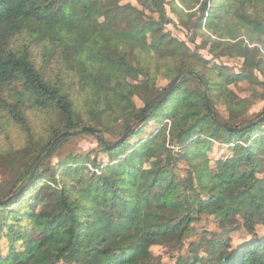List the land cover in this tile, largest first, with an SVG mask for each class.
<instances>
[{
  "label": "trees",
  "instance_id": "trees-1",
  "mask_svg": "<svg viewBox=\"0 0 264 264\" xmlns=\"http://www.w3.org/2000/svg\"><path fill=\"white\" fill-rule=\"evenodd\" d=\"M223 1L193 0L189 11L175 4L174 12L185 26L194 19L191 27L196 32L206 34L218 27L219 38L203 45L208 50L222 43L227 6H236L232 25L264 35V18L258 11L249 12L252 4L264 6V0ZM165 3L0 0V129L9 121L25 132L23 150L0 153L14 160L21 150L33 157L24 160L8 185L0 186V200L14 194L0 204V241H5L0 244V264H80L79 256L89 260L97 252L111 255L109 264H131L129 257L141 244L140 236L130 239L136 216L149 222L146 235L174 258L166 262L153 257L151 264H264V176H259L264 171V117L258 119L264 108L257 116H243L235 109L244 100L228 86L243 80L263 84L254 71L264 73V41L241 36L244 42L237 54L243 69L232 74L230 83L214 79L212 73L223 75V65H202L200 56L174 37L166 28ZM123 32L145 33L152 50L172 56L173 64L159 69L153 55H142L123 41ZM36 45L44 49L41 62L35 57ZM53 58L62 64L59 68L75 71L82 92L78 106L70 88L49 78L47 65ZM180 74L159 102L167 87L159 86L158 80L170 82ZM217 103L229 111L227 118ZM28 109L52 111L55 121L47 134L31 132ZM142 116L143 121L130 129ZM117 118L122 122L115 139L109 140L104 134ZM150 121L154 126L142 135ZM84 125L100 130L95 134L100 150L66 153L53 163L69 136ZM127 130L130 135L113 145ZM66 131L73 132L60 136ZM213 143L223 146L217 157L208 154ZM174 144L182 151L175 152ZM127 149L137 158H155L159 165L137 176ZM100 153L107 160L97 158ZM180 157L188 167L185 179L175 171ZM95 192L106 197L107 206L94 204ZM84 203L90 205L89 212L81 207ZM113 214L125 237L105 234L86 247L83 226ZM206 214L213 215L222 230H203L196 242L193 223ZM232 230L250 237L233 245ZM202 240L207 249L199 252Z\"/></svg>",
  "mask_w": 264,
  "mask_h": 264
},
{
  "label": "rangeland",
  "instance_id": "rangeland-1",
  "mask_svg": "<svg viewBox=\"0 0 264 264\" xmlns=\"http://www.w3.org/2000/svg\"><path fill=\"white\" fill-rule=\"evenodd\" d=\"M119 1L136 4V0ZM192 1L193 0H166L165 7L169 16V21L167 22L166 28L170 29V32L174 35V37L176 36L177 38L184 40L190 46L192 51L196 52L197 56H200V62L202 63V65L204 64L205 66H210L213 61L219 63L220 65H223V75L216 77L215 74L212 73L213 75L211 74V77H213L214 79H224V81L230 83L232 74L235 72H239L244 67L242 66V58L240 57V55L237 54L238 47H240L241 44L244 42L241 41V36H247L248 38H250L248 39L250 42H257L259 38L260 40L264 41V35L257 36V34L252 32L249 28H243L237 23L235 25H232L234 21L232 13L235 10L236 6H234V3L231 2L233 6H227L228 11L223 16V19L228 22V27L230 25H232V27H230V29L228 27L222 29L224 33L226 32L221 37L222 43L216 45L214 51L208 50V47H204L203 45H208L211 41H214L215 39L219 38V36L217 35V33L220 32L218 27H213V29H209L206 34L201 33L199 30H197L196 32L195 28L193 30L191 27L194 23V19L189 22L188 26H185V24H182V21L180 20V18L177 17L176 13L174 12L175 4L177 6L183 5L187 9L186 11L192 10L194 8H191ZM223 3L226 4L227 1H223ZM236 5L239 6L238 3ZM257 11L260 16L264 18V6L252 4L249 8V12ZM201 30L203 32H206L205 28H202ZM230 34L235 35V37H232ZM122 39L129 46L136 48V51H138L142 55H153L157 67L159 69H163L173 64L172 56L168 54L155 53V51L152 50L145 36V33L143 32H123ZM38 46L39 45H36L35 47V57L38 62H41L44 58L42 56L44 49L42 47L38 49ZM223 46H225V49H223ZM214 52H217V54ZM208 59L211 60L210 63L207 62ZM57 64L62 65L61 63H58L55 58L49 61L47 65V72H49V78L53 82L60 81L64 87L70 88L69 92L72 94V97L75 100V105L78 106V104H80L79 101L81 102L79 97L80 95H82V92L79 89L77 83V75L75 71L64 69L63 66L62 68H59ZM254 73L256 74L258 81L263 82V84L251 83L243 80L239 81L238 83H231L228 85L238 94L239 97L243 98L244 103H240L238 104V106L234 105V109L236 106L235 110L242 112L243 116L246 117L257 116L261 113L262 109L264 108V73L259 72V70H255ZM171 82L172 80L169 82L167 78L163 77L158 80L159 86L168 87ZM135 101L137 105L142 104L140 99L137 97L135 98ZM217 107L220 109L223 116L227 118L229 111L225 108L223 103H217ZM27 115L28 120L30 121L31 132L36 135L47 134L46 130L55 121V115L52 113V111L46 109H28ZM161 115L162 113L160 112L159 117H161ZM118 122H122V120L117 118V120L113 122L110 126V131L104 134L109 140L115 139L117 134L116 132H118L117 129L119 128V125H117ZM149 126H154V123L150 121L149 123L144 125L141 131L142 135L147 134V128ZM23 138H25V132L19 129L18 125H16L14 122L9 123V121H7L5 128L0 129V151L9 150L11 152V150L22 149L25 143V140ZM173 146L175 152L179 153L182 151L181 146H179L178 144H174ZM100 148L101 144L95 134L91 132L80 131L78 134L69 136L65 145H63L59 149V151H57L56 155H54L53 163L57 162V157L64 156L66 153L83 155L91 150L99 151ZM221 148H223V146L220 143H213L212 149L208 152V154L211 157H217ZM126 151L128 152L131 159V171L134 174L136 173L137 176L144 175L147 171L150 172L159 165L158 161L155 158H137L134 156L133 151H130L128 149ZM23 152L19 150L14 160L12 156H6L0 153V186L9 183L12 178H15V174L21 168V164L24 162V160H27L29 162L33 159V157H30L28 153L25 154ZM93 156L94 152L91 153V157ZM97 158H101L104 161L107 160L106 156L101 153ZM10 163L12 164V168H8V166H6ZM187 168L188 167L185 160L181 158L176 163L175 171L180 174L181 178L185 179L187 178L188 174ZM259 176H264V171L259 174ZM175 186L176 184L172 183L170 187L171 189H173L175 188ZM129 193L133 194L132 192ZM91 198L94 204H101L103 206H107V199L103 194L95 192L92 194ZM137 206H141L140 201L138 202ZM81 207L85 209L86 212L90 211V205L87 203L82 204ZM109 222L111 223L110 225L108 224ZM193 225H195L198 229V235L194 237L195 240L196 238H198L196 242L198 240H201V231L203 230H214L216 232L222 230V226L218 223L215 217L209 214L203 216L200 222H195L193 223ZM149 227V222L144 221L138 218L137 216L135 217V220L132 225V229L134 232L131 233L132 235L130 236V239L135 240L140 236L141 244L129 257V262L131 264H151V260L153 257L161 258L163 261L166 262H173L174 258L170 250L161 244L155 243L152 237L146 235V232L148 231ZM82 229L84 237L83 242L86 247H90L97 244L98 241L105 234H108L109 236L114 237L115 239H123V237H125L124 233L126 232L124 227L117 222L116 214L110 215L108 218L106 216L101 220L94 219L89 225L83 226ZM230 237L231 243L235 245L241 242V240L250 237V235L248 233H243L242 231L232 230L230 232ZM3 243H5V241L1 240L0 244L3 245ZM187 243L188 241L185 242V245H187ZM198 246L199 252H203L207 249V245L204 241L199 243ZM111 257L112 256L107 253L97 252L96 254L92 255L89 260H84L81 256H79V261L80 264H109ZM59 264L66 263L61 262Z\"/></svg>",
  "mask_w": 264,
  "mask_h": 264
},
{
  "label": "water",
  "instance_id": "water-1",
  "mask_svg": "<svg viewBox=\"0 0 264 264\" xmlns=\"http://www.w3.org/2000/svg\"><path fill=\"white\" fill-rule=\"evenodd\" d=\"M182 75H183V74H180V75L176 76V77L172 80V82H171V83L169 84V86L167 87L166 92H165L164 95L160 98L159 102L162 101V100H163V99H164V98L170 93V91L174 88V86H176V83L178 82V80L180 79V77H181ZM205 100H206L207 104L210 106V101H209L207 95H205ZM262 117H264V115L261 116V117H259L258 119H261ZM144 118H145V116H142L140 119L134 121V122L132 123L130 129H131V128H135V127H137V126L143 121ZM229 128H230L231 130H235V129H237L236 127H229ZM79 131H81V132L88 131V132H91V133H93V134H97V135L100 134V130H99V129L94 128V126H89V125H84V126H82V127L79 129ZM72 132H73V131H66V132H63L62 134H60V136L65 135V134L69 135V134H71ZM129 132H130V130H127L126 132H124V134H123L120 138H118V139L113 143V145H115L116 143H119V142L122 141L125 137L129 136V135H130ZM60 136H59V137H60ZM57 138H58V137H57ZM57 138H55L54 140H52V144L57 140ZM52 144H51V145H52ZM51 145H50V146H51ZM50 146H49V148H50ZM13 196H14V194H11V195H9L8 197H6V198L0 200V204H4V203L8 202Z\"/></svg>",
  "mask_w": 264,
  "mask_h": 264
}]
</instances>
